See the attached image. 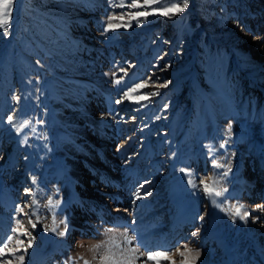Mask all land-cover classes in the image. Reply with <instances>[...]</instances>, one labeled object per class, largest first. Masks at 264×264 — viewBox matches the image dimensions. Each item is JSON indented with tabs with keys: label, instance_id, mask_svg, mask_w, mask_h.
<instances>
[{
	"label": "rangeland",
	"instance_id": "obj_1",
	"mask_svg": "<svg viewBox=\"0 0 264 264\" xmlns=\"http://www.w3.org/2000/svg\"><path fill=\"white\" fill-rule=\"evenodd\" d=\"M187 3L138 22L127 0H13L0 27V240L15 248L20 221L24 264H99L105 245L118 258L135 248L137 264H156L145 249L182 264L185 246L196 264H264V0ZM210 178L221 196L204 192Z\"/></svg>",
	"mask_w": 264,
	"mask_h": 264
},
{
	"label": "snow or ice",
	"instance_id": "obj_2",
	"mask_svg": "<svg viewBox=\"0 0 264 264\" xmlns=\"http://www.w3.org/2000/svg\"><path fill=\"white\" fill-rule=\"evenodd\" d=\"M13 0H3V3H0V27L6 26L9 22L10 19V6L12 5ZM157 0H144V3L141 4L139 3V0H127V7L134 8V9H142L140 11H136L134 13H130L132 19H136L138 22V18L140 17H147L149 15H160V16H170L174 15L176 13H181L184 12V10L188 7L187 0H184L183 6H180V0H159V7H151L152 5L156 4ZM171 5V6H169ZM124 6V5H121ZM5 17H8V19H5ZM117 17L111 16L109 17V21L116 19ZM120 19H123V15L120 17ZM127 27V25H124ZM114 25L109 22L107 27L104 29L105 32L113 29ZM119 27V26H116ZM4 31H7V28L4 27ZM253 34V39H257ZM39 63V62H38ZM119 83V81H117ZM145 84H140L137 85L136 88L133 89V91L138 90L141 87H145ZM162 87H167V84L164 83L161 85ZM127 95V94H126ZM147 98V97H144ZM116 103H120V100H117ZM14 122V117L9 115L7 117V123L8 124H13ZM231 132V125H229V133ZM221 147H224V145H221ZM217 167H220L221 165L217 164ZM181 171H184V169H181ZM231 171V168L228 167L227 170L224 172V175L227 176L228 172ZM211 179V184L204 183V192L210 196H216L219 197L222 195L226 189L220 188L219 187V181L216 180L215 178H210ZM191 183V181H189ZM203 183V182H202ZM143 187V186H141ZM27 189L25 192L27 193ZM140 195L137 194V199H140ZM51 201H49V205L51 206ZM257 209H264V205H257ZM18 211L23 212V208L19 207ZM229 213L233 217H239V219L247 221L250 217V213L245 210L244 205H233L229 209ZM201 220L204 219L203 216L199 217ZM259 217H252L253 222L258 220ZM37 222H33L31 219H29V223L31 224V227L33 229L36 228ZM53 223L55 224V219L53 220ZM61 223L65 224V228L63 231L57 232L56 227L52 228H45L46 231H51V232H57V235L60 237H65L67 233L70 232V228L67 225V223L64 220H61ZM21 224L20 221H17V228L14 229L13 231H18L19 236H30L31 233L26 232V231H20ZM111 231V230H109ZM193 235H197V233H193ZM18 237L15 238V243L16 247L12 248L10 247L12 243V238L8 237V243H4L3 240H0V244L3 246H0V256L3 255H8L12 257V259H7V260H0V264H24L25 261V255H19L17 256L16 253L21 251V246L24 245V240L20 239ZM124 243L125 244H131L132 243V238L125 236L124 238ZM33 241L32 239H29L27 242V246L23 248V252L26 254L27 250L32 247ZM101 245L97 244L94 248L90 249V251L96 252L101 249ZM146 255H147V260H155L156 264H159V259L160 257L167 258V256L161 252V251H156V250H144ZM127 252L129 253L128 255L124 256L123 258H118L113 252L111 247L105 245L104 246V251L102 254L99 256V264H137V260L140 259V256L137 254V250L135 248H130L127 249ZM190 253L191 254V259H185L182 261V264H196V258L200 256L199 251L193 252L191 249L187 248L185 246V251L181 252V256H185V253ZM82 259V258H80ZM93 259H96L94 256ZM72 261V258H69V262ZM83 264H89L88 260H83ZM142 264H147V261H143Z\"/></svg>",
	"mask_w": 264,
	"mask_h": 264
},
{
	"label": "bare ground",
	"instance_id": "obj_3",
	"mask_svg": "<svg viewBox=\"0 0 264 264\" xmlns=\"http://www.w3.org/2000/svg\"><path fill=\"white\" fill-rule=\"evenodd\" d=\"M84 177H86V176H84ZM83 177V178H84ZM182 221V220H181ZM181 221H179V220H174L173 222L174 223H172L173 225H172V227L174 228V229H171L170 231L174 234L175 232H176V230H178L179 228H180V224H181ZM1 226L2 227H5V224H0V228H1ZM7 226V225H6ZM84 229V228H83ZM1 230H2V228H1ZM0 230V231H1ZM1 233V232H0ZM2 234V233H1ZM51 250H56V249H51Z\"/></svg>",
	"mask_w": 264,
	"mask_h": 264
}]
</instances>
